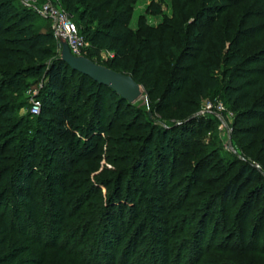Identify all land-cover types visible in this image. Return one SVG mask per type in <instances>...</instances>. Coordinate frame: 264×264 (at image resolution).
<instances>
[{"label": "trees", "instance_id": "obj_1", "mask_svg": "<svg viewBox=\"0 0 264 264\" xmlns=\"http://www.w3.org/2000/svg\"><path fill=\"white\" fill-rule=\"evenodd\" d=\"M58 3L95 53L105 48L104 42H117V48H106L114 50L115 62L121 64L100 65L130 75L144 88L155 114L165 121H183L203 99H221L224 110L234 115L235 137L249 151L256 150V159L264 164V47L251 52L244 47L264 37V0H173V17L165 30L161 26L158 35L151 31L140 39L125 29L132 0ZM240 6L246 10L226 45L217 35L218 25ZM176 28L182 35L179 43ZM59 52L50 20L20 0H0V264H21L15 260L18 243L45 246L43 226L52 232L55 245L69 223L70 242L79 231L82 237L93 236L84 254L76 252L80 243L71 249L69 241L62 245L60 250L74 261L131 264L142 241L135 232L128 234L137 223L135 228L142 227L145 237L146 212L130 216L138 203L147 201L131 178L141 177L138 172L150 167L153 158L154 171L163 173L170 161L184 169L181 179L187 187L197 186V192L191 197L187 193L183 200L193 215L188 221L197 216L196 245L216 212L225 223L238 221L242 243L250 227L245 252L264 255V179L254 166L223 150L214 122L199 135L189 128L192 122L165 130L152 126L110 88L72 71ZM215 61L222 64L220 75L213 68ZM32 88L39 90L40 114L22 115L30 105L25 91ZM132 114L135 119H128ZM169 135L172 144L153 157L154 143ZM103 136L107 148L99 144ZM102 157L112 169L96 174ZM149 186L155 189L158 183ZM50 211L54 228L49 222L41 224ZM125 221L126 228L118 230L116 223ZM36 226L37 234L31 231ZM173 239L156 237L153 247L158 254L147 251L145 264H169L167 246ZM189 246L190 242L184 249Z\"/></svg>", "mask_w": 264, "mask_h": 264}, {"label": "rangeland", "instance_id": "obj_2", "mask_svg": "<svg viewBox=\"0 0 264 264\" xmlns=\"http://www.w3.org/2000/svg\"><path fill=\"white\" fill-rule=\"evenodd\" d=\"M132 1L133 3L130 19L126 24L125 29H127L129 32H133L134 35L136 34L139 39L140 37H146L147 34L151 31H153L155 35H158L160 27L164 26L163 29L165 30V25L167 26V23H169L170 19L173 17V0ZM251 4L252 3H249L247 5V8H251ZM41 5L42 1L38 0L34 5L31 4L30 6L29 4L26 5V7L32 10H37ZM157 8L160 9V13L158 14L155 13ZM239 8V11H236L231 15H226L218 25L217 35L220 40L224 41L226 45H228L229 41L235 35L239 27L238 23L240 22V18L246 10V7L243 6H240ZM110 14H108V16ZM226 32L228 33V35L226 34ZM181 36L182 35L177 31L176 28L175 42L179 43ZM104 45V49H101L98 53H95L93 50H91L89 44H87L85 57L99 64L118 67L121 62H115V58L117 55L113 50L114 48H117V42H104ZM108 45L113 49L106 48L108 47ZM244 47L248 52L257 51L260 48L264 47V37H262L261 40H252L246 43ZM213 64V66H215L213 67L215 68V73L217 75H220L222 64L220 63V61H215ZM163 75L165 77V74ZM29 90L30 89L25 91V96H27L30 102L33 96L36 97L38 95L39 90L32 88L31 91L33 93H29ZM207 101V99H203L200 102L198 110L190 115L189 118L183 121L176 122L165 121V117L155 114L153 109L148 105L146 94H143L141 98L137 100L131 107L134 110L141 111L143 120L148 121L150 125L156 126L158 128L160 127L164 130L181 125L184 122H192L189 125V128L193 129V134L197 133L199 135L201 134V128H204L205 126H207V124H211L214 122L218 131L219 142L223 150L230 153L239 162L254 166L257 170H259L261 176L264 179V164H261V162L256 159V150L249 151L247 149V146H243L242 144H240L237 137H235L234 135L233 129L231 128L234 115L231 112L225 110H214L211 112H206L204 110V105ZM217 101L223 104V101L221 99ZM111 102L115 104L114 100H111ZM114 108L115 107H113V110ZM115 109L118 110V107H116ZM124 109L125 107H123L120 111H123ZM24 111L25 110L21 111L22 115L26 114L24 113ZM128 119L134 120L135 117H133L132 114V117ZM208 136L209 134L207 135V137ZM170 137L171 135H169V137H167L165 141H162V138H159V140L154 143L153 157H155L156 154L158 155L165 151V144L166 146H170L172 144L169 143L171 139ZM104 139H106V136H103L101 138V142L99 144L103 148H107L108 145L104 143ZM102 158L103 160L100 161V167H98L99 170L96 174H98L104 168H107L109 170L112 169L111 165L105 162V157ZM156 160L157 159L154 158L152 161L149 160L150 167L148 166L145 169L143 168L140 170V172H138L141 177L133 176L131 178L136 182L138 186H140L139 190L141 191L143 197L147 198V201L142 202L141 205H139L138 203V205L134 209L135 214L130 216L131 219H134L142 210L143 213L146 212L145 218H143L142 220V223H146L145 237L141 235L143 234L141 233V231L143 230L142 227L139 226L135 228L137 223H135L133 229H131L128 234L130 235L135 232V236L138 239L137 241H142L141 245H139V247H137V249L135 250V255L131 259V264H135L136 260L137 262L143 260L142 262L143 264H145L147 262V259L149 260L150 258L148 254L146 255L147 251L153 250L154 253L158 254V251L155 252L154 250L156 249L153 247V241L156 239V237L160 236L165 239V237H170L171 235L174 236V239L167 246L168 250L170 251V253L168 254L170 256L169 264H264V255H258L254 253L248 254L245 252L246 248H244V246L249 238L248 236L250 227L246 228V230L248 229L246 241L242 243V234L239 231L238 221L231 220L225 223L216 212H213L209 220L206 221L203 240L200 242V245H196L194 234L196 231L195 229L198 226L195 224L198 221L197 216L195 217V220L188 221L189 217L187 216H191V218H193V215L189 214L191 212V209H189L187 204H183V200L187 193L189 197L194 195V193L197 192V186L194 185L193 188L187 187L185 180L181 179L184 169L182 167L176 168L170 161H168L165 167L166 170L164 169L163 173L159 170L154 171L153 166L156 163ZM106 176L111 177L113 175L110 174ZM155 181L158 183V186H155L154 189L151 188L149 184H151V182L154 183ZM157 188H161V191H158ZM9 202V205H12L11 201ZM53 213L54 211H50L48 219H46V221H41V224L46 225V223L49 222V225L51 224L54 228L55 224L53 223ZM139 217L140 215L138 216V218ZM128 222L125 221V223L121 224H119V222L116 223L117 229H125V226ZM137 222H140V218L137 219ZM186 224L190 225L187 226ZM43 227L45 228L41 230H44L41 235L43 241L45 242V246L34 243L31 244L30 242L18 243V249L16 251L17 253H15V260H22L21 264H79L77 260L74 261L73 256L66 254V251L60 250V248H64L62 245L67 244L66 242L70 240V236L72 234L70 228L73 227V223H69L67 225V232L59 236L60 239H58L55 245L53 243L54 236L52 232H49V228L47 226ZM37 228L39 227H32L31 231L37 234ZM223 228H225L224 230H226V232L219 233V231ZM180 230H182V233H176L175 235V232H178ZM141 237H143V239L139 240ZM92 240V234H87L82 237L79 231L78 235H76L71 242L69 241V249H71L75 242L78 244L80 243V246L77 248V250H75L78 254L81 252L84 254L85 252H87L88 246H90V244L93 242ZM189 242L190 246L185 250L184 246L185 244L188 245ZM241 244L244 245L242 246ZM122 248L123 246L119 247V252L122 250ZM198 248L200 250H198ZM107 261L108 260L106 259L102 262L103 264H105L107 263Z\"/></svg>", "mask_w": 264, "mask_h": 264}, {"label": "built area", "instance_id": "obj_3", "mask_svg": "<svg viewBox=\"0 0 264 264\" xmlns=\"http://www.w3.org/2000/svg\"><path fill=\"white\" fill-rule=\"evenodd\" d=\"M23 5H34L38 0H20ZM42 5L39 9L34 10L40 16L47 18L51 22V29L53 35L59 45L60 40H64L69 48L70 53L73 56H86L87 43L84 38L79 34L77 26L73 23L71 16L62 9L58 0H41ZM35 91V90H34ZM29 93H33L29 90ZM35 95V94H34ZM28 109H25L24 113H29L32 116L40 114L41 105L40 102L33 96L30 100ZM206 112L211 111H223L224 106L218 101H207L204 105Z\"/></svg>", "mask_w": 264, "mask_h": 264}, {"label": "water", "instance_id": "obj_4", "mask_svg": "<svg viewBox=\"0 0 264 264\" xmlns=\"http://www.w3.org/2000/svg\"><path fill=\"white\" fill-rule=\"evenodd\" d=\"M60 59L72 71L87 76L99 85L110 88L122 100L132 105L144 94V88L130 75L113 71L84 56H73L64 40H60Z\"/></svg>", "mask_w": 264, "mask_h": 264}]
</instances>
